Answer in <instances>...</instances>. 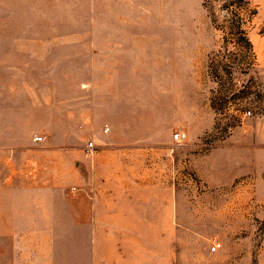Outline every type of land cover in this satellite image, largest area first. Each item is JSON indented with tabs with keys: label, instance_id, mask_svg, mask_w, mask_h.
<instances>
[{
	"label": "rangeland",
	"instance_id": "rangeland-1",
	"mask_svg": "<svg viewBox=\"0 0 264 264\" xmlns=\"http://www.w3.org/2000/svg\"><path fill=\"white\" fill-rule=\"evenodd\" d=\"M114 78L155 117L156 141L186 134L173 264H264V0H0V106L27 110L38 144L76 146L81 104ZM56 251L69 264L86 249Z\"/></svg>",
	"mask_w": 264,
	"mask_h": 264
},
{
	"label": "crops",
	"instance_id": "crops-1",
	"mask_svg": "<svg viewBox=\"0 0 264 264\" xmlns=\"http://www.w3.org/2000/svg\"><path fill=\"white\" fill-rule=\"evenodd\" d=\"M10 52L4 67L16 60ZM104 84L81 104L84 134L73 148L38 144L20 126L27 110L0 106V264H67L60 247L86 249L69 264H173L178 148L169 131L156 141L158 123L144 116L137 92H119L117 78ZM170 112L178 117L174 105Z\"/></svg>",
	"mask_w": 264,
	"mask_h": 264
},
{
	"label": "built area",
	"instance_id": "built-area-1",
	"mask_svg": "<svg viewBox=\"0 0 264 264\" xmlns=\"http://www.w3.org/2000/svg\"><path fill=\"white\" fill-rule=\"evenodd\" d=\"M250 114V112H248V115ZM108 129L106 128L104 130V132H107ZM33 140L35 142H40L42 139L40 137H34ZM172 140L173 142L176 144V145H181L185 142L186 140V134L182 131H176L175 133H173L172 135ZM86 153L87 154H91L93 149H94V145L92 142H88L87 145H86ZM220 248V244L219 243H216L214 242L210 248L211 252H217Z\"/></svg>",
	"mask_w": 264,
	"mask_h": 264
},
{
	"label": "trees",
	"instance_id": "trees-1",
	"mask_svg": "<svg viewBox=\"0 0 264 264\" xmlns=\"http://www.w3.org/2000/svg\"><path fill=\"white\" fill-rule=\"evenodd\" d=\"M240 33H242V31H240ZM247 46H248V48H249V47H251V45H250V44H249V45L247 44Z\"/></svg>",
	"mask_w": 264,
	"mask_h": 264
}]
</instances>
